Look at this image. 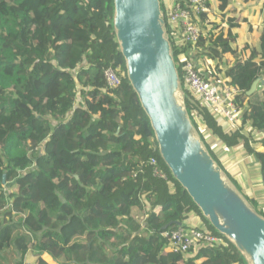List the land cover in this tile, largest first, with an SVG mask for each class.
<instances>
[{"label":"trees","instance_id":"obj_1","mask_svg":"<svg viewBox=\"0 0 264 264\" xmlns=\"http://www.w3.org/2000/svg\"><path fill=\"white\" fill-rule=\"evenodd\" d=\"M259 2L216 0L210 32L182 52L214 64L198 70L224 75L240 92L242 129L233 133L197 109L206 125L201 131L196 103L185 92L205 147L222 169L219 157L243 147L264 188V151H258L264 148V89L247 96L264 75ZM113 19V0H0V264L16 253L15 264H25L29 253L36 264H248L227 238L224 246H204L189 257L166 251L165 232L190 214L204 216L160 156ZM249 23L256 44L245 40ZM182 52L174 48L177 62ZM110 69L121 79L116 88L105 76ZM178 71L183 85V64ZM252 131L263 137L254 139ZM246 170L241 164L240 172ZM9 187L16 190L8 194ZM250 203L264 217L256 200ZM140 213L147 215L144 224Z\"/></svg>","mask_w":264,"mask_h":264},{"label":"water","instance_id":"obj_2","mask_svg":"<svg viewBox=\"0 0 264 264\" xmlns=\"http://www.w3.org/2000/svg\"><path fill=\"white\" fill-rule=\"evenodd\" d=\"M113 1V28L127 77L150 120L162 160L204 218L247 263L264 264V217L226 179L192 123L161 1ZM260 84L262 77L247 96L256 94ZM175 225L190 227L187 222Z\"/></svg>","mask_w":264,"mask_h":264},{"label":"built area","instance_id":"obj_3","mask_svg":"<svg viewBox=\"0 0 264 264\" xmlns=\"http://www.w3.org/2000/svg\"><path fill=\"white\" fill-rule=\"evenodd\" d=\"M163 11V18L166 23L167 34L171 46L179 50L187 48L205 37L216 21L215 3L216 0H160ZM195 53L188 49L182 52L177 66L183 64L185 72V83L182 89L190 93L195 101L197 109H205L210 112L217 123L226 129V132H236L242 129L244 109L237 101L240 92L229 84V79L221 74H202L198 69L206 67L213 68L211 62L207 63L198 59L195 60ZM212 69L210 72H212ZM108 84L116 88L121 84V79L113 70L105 73ZM194 111L195 117L199 111ZM203 125V124H202ZM250 130L249 127L245 128ZM150 165L156 166L157 160L152 158ZM156 171V175H160ZM221 235V234H220ZM167 240V252L175 254H189L196 252L204 246L222 247L225 245L224 236L214 235L198 218L197 225L188 228L180 227L176 230L167 231L163 234Z\"/></svg>","mask_w":264,"mask_h":264},{"label":"rangeland","instance_id":"obj_4","mask_svg":"<svg viewBox=\"0 0 264 264\" xmlns=\"http://www.w3.org/2000/svg\"><path fill=\"white\" fill-rule=\"evenodd\" d=\"M200 60V59H199ZM205 61V60H204ZM214 65V64H213ZM78 91V90H77ZM76 91V92H77ZM178 99H179V95H177L176 96ZM197 109V108H196ZM196 109H195V111H196ZM194 120H195V122L198 124V126H199V128H200V130L201 131H204L205 129H206V125L205 124H203L202 125V121L203 120H200V117L199 116H196V117H194ZM249 132V131H248ZM252 134H253V138L254 139H260L261 137H263V135L261 134V133H259L258 131H252ZM250 143H251V145H253L254 146V142H253V140H251L250 141ZM43 146L44 145H42L41 147H40V151L42 152L43 151ZM258 151H264V148H259L258 149ZM227 153H229V152H227ZM66 156L68 155L67 153H64ZM226 157H228L229 158V160H230V162H229V164H231L230 166L229 165H227V166H224L223 167V172H224V176L226 177V179L227 180H229L230 181V184L231 185H233V186H235L236 187V184H235V182L234 181H236V180H238L239 178L241 179V180H239L240 181V183H238L237 181V183L239 184V188L238 187H236V189L243 195V197L249 202V204L251 205V207L252 208H254L255 210H256V212H258L257 211V209H256V207H254L251 203H250V200H253V199H255L256 200V202H257V207H259L262 211H263V213H264V198H262V196L261 195H259L258 196V198L256 199V197L255 196H257V195H253L252 194V192H250V195L248 194L249 193V190L251 189V188H253V186H255L256 184V186L258 187L259 186V184H258V182H259V178H258V174H257V171H255V170H253L254 169V163H253V156H252V154H249V153H247L246 151H245V149L243 148V147H241V149H238L235 153H233V154H228V155H226ZM245 165V167L247 168V172H240V165ZM219 165V164H218ZM226 165V164H225ZM220 166V165H219ZM222 168V167H221ZM234 170H235V172H234ZM229 171V172H228ZM247 173V174H246ZM245 174V175H244ZM230 175H233V176H230ZM159 177H162V178H166V176L164 175V174H160V175H158ZM230 177H233V180L232 179H230ZM238 178V179H237ZM107 180V179H106ZM105 180V181H106ZM250 181H252L251 183H250ZM16 190V187H9V188H6V191L8 192V194L9 193H12V192H14ZM256 191H258V188H256ZM253 192H254V190H253ZM253 195V196H252ZM255 197V198H254ZM249 199V200H248ZM149 209H147L146 211H145V213H147V211H148ZM145 213H140V215H139V217H140V220L142 221V223L144 224L145 223V219L147 218V215L145 214ZM190 216H191V214H190ZM189 216V217H190ZM198 218H201L202 219V221L205 223V225H206V227L208 228V226H207V223H206V220L204 219V218H202V217H200L199 215H196ZM3 217V216H2ZM210 230V229H209ZM211 232H212V230H210ZM143 238L145 237V231H144V229H142L141 231H140V233H139ZM197 252V251H196ZM196 252H192V253H189V254H185V256H187V257H189V256H191V255H193V254H196ZM20 259V257H19V255L16 253V255L15 256H9V257H7V259H6V261H4L3 262V264H15V262H17V260H19ZM48 261H50L51 262V260L50 259H48ZM36 262H37V259L34 257V256H32V254L31 253H29V254H27V256H26V258H25V260H24V263L25 264H36Z\"/></svg>","mask_w":264,"mask_h":264},{"label":"crops","instance_id":"obj_5","mask_svg":"<svg viewBox=\"0 0 264 264\" xmlns=\"http://www.w3.org/2000/svg\"><path fill=\"white\" fill-rule=\"evenodd\" d=\"M259 3H264V0H260V2ZM248 5H250V4H248ZM215 7H216V9H217V4L215 3ZM215 12H216V10H215ZM216 15V14H215ZM258 23H262V17L259 19V21H258ZM245 25V24H244ZM250 23L249 24H246L245 25V31H244V37H245V40H246V42L247 43H249V44H256L257 42H256V40H255V38H254V35H253V33L252 32H250ZM236 33V32H235ZM238 33V32H237ZM240 42V41H239ZM240 43H242V42H240ZM228 59H231L232 60V58L230 57V56H228ZM224 76V75H223ZM262 79H263V81H264V75L262 76ZM262 89H264V84L262 85V84H260L259 85V87H258V91L257 92H259L260 90H262ZM223 128V127H222ZM225 131H226V129L225 128H223ZM233 153H235V152H229V153H226V154H223V155H221L220 157H219V162H220V164H223V165H225V166H227V165H231V164H229V162H230V160H229V158L228 157H226V155H228V154H233ZM240 170V169H239ZM229 172V171H228ZM234 172H235V170H234ZM231 176H233V175H231ZM238 179V178H237ZM238 180H241L240 178L238 179ZM252 182V181H251ZM257 185V184H256ZM253 186V188H251L250 190H249V193L250 192H252V194L255 196V195H257V196H255L256 197V199L258 198V196L259 195H261L262 196V198H263V194H264V188H262V187H260V186ZM256 188H258V191H256ZM253 190H254V192H253ZM252 195V196H253ZM254 197V198H255ZM201 219V218H200ZM187 223H189L190 224V226L191 225H197L198 224V217L196 216V214H191V216L189 217V219L186 221Z\"/></svg>","mask_w":264,"mask_h":264}]
</instances>
